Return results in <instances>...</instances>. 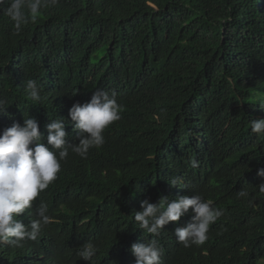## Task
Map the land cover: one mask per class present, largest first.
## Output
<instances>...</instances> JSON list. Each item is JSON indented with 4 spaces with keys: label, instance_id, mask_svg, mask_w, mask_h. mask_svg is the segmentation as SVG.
<instances>
[{
    "label": "trees",
    "instance_id": "trees-1",
    "mask_svg": "<svg viewBox=\"0 0 264 264\" xmlns=\"http://www.w3.org/2000/svg\"><path fill=\"white\" fill-rule=\"evenodd\" d=\"M10 2L0 3V133L35 118L48 146L46 125L64 118L79 143L68 113L97 89L122 110L102 147L84 159L69 150L19 217L27 226L43 202L49 223L35 241L0 245V264H88L77 252L89 241L92 264H135L131 246L152 239L162 264L264 263V135L250 126L263 115L252 89L264 90V0H59L19 32ZM183 187L224 211L207 245L178 243L184 217L159 236L134 220L142 201L175 200Z\"/></svg>",
    "mask_w": 264,
    "mask_h": 264
},
{
    "label": "clouds",
    "instance_id": "clouds-1",
    "mask_svg": "<svg viewBox=\"0 0 264 264\" xmlns=\"http://www.w3.org/2000/svg\"><path fill=\"white\" fill-rule=\"evenodd\" d=\"M59 0H11L4 14L13 22L19 32L29 20L35 21L41 10L56 7ZM3 3V0H0ZM264 86V78L262 80ZM24 88L33 100L40 99V88L36 81H24ZM260 103L263 115L250 120L251 132L264 135V90L252 89ZM7 107L0 100V114H4ZM121 106L115 99L102 89H97L89 102L81 105L75 103L69 110V117L74 122L73 131L77 134L79 143H69L66 139L64 118L50 120L46 125L47 145L43 141L44 135L39 131V122L35 118H27L20 123H13L0 133V245L22 246L25 240H37L43 225L50 221L48 207L41 202L35 208L37 219L29 221L28 225L19 219L22 214L32 215L33 202L41 192L57 178L69 150L87 158L90 149L103 146L104 131L115 121H118ZM192 167L198 162L191 161ZM256 174L264 178V167L256 169ZM181 181L176 178L169 182L173 187ZM259 190L264 192V183ZM238 198H247V189L241 188L236 193ZM163 201V203H161ZM141 211L134 213V220L140 229L153 236H159L164 226L170 222H178L182 217V226L175 229L174 235L178 243L184 248L207 245L211 233L223 219L224 211L201 195L183 187L182 196L169 201L161 198L157 204L148 200L141 202ZM135 257V264H162V249L156 239L145 243H136L130 249ZM97 248L91 242L84 243L77 255L81 260L92 264Z\"/></svg>",
    "mask_w": 264,
    "mask_h": 264
},
{
    "label": "rangeland",
    "instance_id": "rangeland-1",
    "mask_svg": "<svg viewBox=\"0 0 264 264\" xmlns=\"http://www.w3.org/2000/svg\"><path fill=\"white\" fill-rule=\"evenodd\" d=\"M262 264H264V263H262Z\"/></svg>",
    "mask_w": 264,
    "mask_h": 264
}]
</instances>
